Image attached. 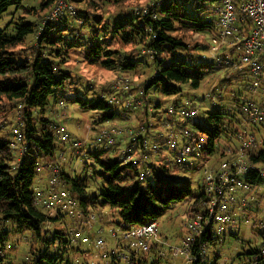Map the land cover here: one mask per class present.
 <instances>
[{"label": "trees", "instance_id": "16d2710c", "mask_svg": "<svg viewBox=\"0 0 264 264\" xmlns=\"http://www.w3.org/2000/svg\"><path fill=\"white\" fill-rule=\"evenodd\" d=\"M71 1L82 20L80 24L70 15L49 19L55 0H42L39 5L25 4L24 0H0V24L6 16L10 17L0 26V102L7 100L12 109L22 112L21 121L13 129L9 124L0 125V221H11L13 231L22 236L20 248L19 244L5 242L9 231L3 229L0 264H76L71 254L80 248H75L74 242L83 243L84 237L90 239L87 233L91 227L86 219L93 210L96 223L105 216L107 207L118 209L121 218L118 224L122 230L158 222L178 204L186 206L185 213L189 217L199 214L205 207L196 205H206L209 199L205 183L199 185L200 193L197 194L191 180L179 178L177 172L192 170L202 159L207 160L215 153H220V162L228 148H235L243 127V107L254 74L247 67L232 66L230 61L238 58L235 48L217 52L219 60L208 58L203 52L211 41L191 43L185 36V33H210L213 38L220 0H152L153 4L139 8H130L132 0ZM107 5L116 6L118 11L106 15L99 13ZM11 6L14 7L12 11ZM241 24L246 31L252 26L246 15ZM127 46L130 48L126 49ZM77 48L84 51L86 61L109 70L126 73L147 64L152 72L141 84L143 93L136 91L131 100L126 99V93L116 94V99L112 100L116 91L108 88L98 94L90 92L89 87L73 89L74 84L80 83L71 73L68 61ZM145 51H153V57ZM217 70L224 71L223 81L236 87L220 88L215 94V103L206 111L204 123L191 119L177 121L175 116H170L157 125L149 124L150 105L156 109V115L161 107L150 98L152 90L173 95L182 91L183 84L198 89L206 76ZM74 90L76 93H71V97L66 96L65 93ZM68 99L83 110L103 111V117L112 121L128 120L131 117L127 114L129 107L143 108L137 112L135 122H125L128 138L124 143L129 151L98 161L103 167L98 192L90 191L87 176L69 172L57 162V150L62 152V145H72V137L69 135L67 142L60 140L59 124L50 113ZM191 106L196 105L191 103ZM166 122L174 126L172 131L180 146L193 148L191 156L196 159L178 163L177 153L167 146L168 141L152 137L164 133L155 127L166 126ZM221 140L227 143L222 146ZM100 142L106 143L107 151L116 153L114 144ZM152 143L153 147L149 148ZM166 148L167 153H159ZM141 152L151 157L148 168L152 170V175H146L143 182L138 169V153ZM80 154L81 151L73 155ZM247 158L264 162V146L251 147ZM45 175L50 178V186L43 191L53 187L66 190L77 206L51 209L36 204L39 191L34 184L38 177ZM54 177L58 179L57 185L51 184ZM245 181L264 184V178L250 173ZM190 202L192 206L188 207ZM53 210L55 215H50ZM78 211L82 218L78 217ZM244 211L253 209L246 207ZM69 219L73 224H67ZM254 223L260 224L257 216ZM230 234L238 238V233ZM223 237L224 234L211 231L196 236L191 243L195 259L189 263L219 264L220 255L211 257L207 252ZM122 239L118 238L117 249L111 253L113 263L116 256L122 255L127 264H165L154 242L144 250L129 241L130 255H125L119 251L123 247ZM263 248L250 245V249L240 252L237 258L242 264H264ZM21 249L26 250L22 257L19 256ZM151 251L153 257H149ZM145 254L149 255L145 257Z\"/></svg>", "mask_w": 264, "mask_h": 264}, {"label": "rangeland", "instance_id": "374dc122", "mask_svg": "<svg viewBox=\"0 0 264 264\" xmlns=\"http://www.w3.org/2000/svg\"><path fill=\"white\" fill-rule=\"evenodd\" d=\"M41 1L42 0H24V3L29 5H39ZM149 4H153V1L132 0L130 8L147 7V5ZM214 7L215 6L213 5V8ZM13 8L14 7L11 6L10 11H12ZM117 11L118 8L116 6L107 5L101 10H99V13L106 15L108 12L114 13ZM9 18V16H6L5 19L1 21L0 26H4ZM185 36L187 41L191 43H207L210 42L211 39L210 33H185ZM129 48V46L126 47V49ZM224 48H228V46L224 45L219 51ZM76 50L77 51L72 53L68 61L71 73L80 83L79 85L74 84L73 89L78 90L79 88L83 90L82 88L89 87V89L91 90L90 92L93 91L94 93L98 94L101 92L102 89L108 88L116 91L114 95L126 93V99L131 100L135 97L136 91L138 92V89L141 90V84L144 82L145 79H147V77L152 72V68H150L147 64L139 66L137 71L126 73L105 69L100 65L92 64L86 61L83 54L84 51L80 48H77ZM203 54L208 58H215V56H213V53L210 52L209 47L206 51L203 52ZM233 77L236 76L233 75ZM223 79L224 71L217 70L214 73L207 75L198 89H195L188 84H183L182 91L179 94L173 95H166L152 90L149 95L150 98H152L153 103H160L161 107L158 109V114L156 115L154 114L156 109L153 108V105H150V107L148 108V112L150 113V116L148 117L149 124L157 125L161 122H164L165 119L169 118L170 114L168 113V109L171 105H186L188 103L195 104L199 108L198 116L191 120L200 121L204 123L206 111L211 109V103H215L212 102L210 98H207L206 95L208 93L216 94L220 91V88H228L229 90H231L236 87L235 85L228 84L226 81H223ZM119 82H124L125 84L130 85V88H128L126 92L121 91L118 93L114 86ZM71 93H76V90H74V92L68 91L65 94L67 97H71ZM226 94V96L229 95V93ZM132 104L134 103H131V105ZM141 107L142 106H138L135 108L129 107L128 109L130 112H128L127 114H129L131 117L128 120L126 119L124 121L118 118L113 121L111 119H105L103 117V111L83 110L73 100L70 99H68L67 102H61L58 107L59 109L54 107L52 109V113L50 114L59 124L58 129L61 128L64 133L70 135L72 137V140H78L82 143V146L79 150H76L72 147H68L66 145H62L63 151L61 152L60 149L57 150V155L59 156L57 162L59 166L69 172L72 170L76 171L77 173L83 176H87L90 183L89 189H94L90 191L98 192L100 184H96L95 180L99 179L100 181H102V176L100 175V172L103 170V167L98 161L100 159L106 161L109 158L115 157L116 155H118V153H126L127 146L124 141L128 137L127 132L125 131L127 127L125 125V122H135V119L138 114L137 112L139 110H143V108ZM21 117L22 112L17 109H12L7 100L0 102V125L2 127L9 124V127L13 129L18 124V122L21 121ZM182 120L183 122L186 121V119ZM167 123L168 122H166V124ZM155 129L159 132L168 133L166 126L160 125L158 127H155ZM109 132L113 133L112 138L114 139V141L111 143L108 142L109 144L107 145L114 144L113 148L115 149L116 153L107 151L108 146H106V143L100 142L99 140V137L102 134ZM156 134L159 135L158 133ZM221 143L223 144L222 146H224L227 142L226 140H221ZM235 144L238 145V142H235ZM152 147L153 143L150 145L149 148ZM80 151L81 154L79 156L76 157L75 155H73L74 153H79ZM167 152L168 149L166 148L162 149L159 153L163 155ZM219 156L220 153H215L207 160L202 159L200 161V164H198L192 170H179L177 172V175L179 178L190 179L192 187L195 191L196 185L203 184V182L201 181H204L205 178L204 164L207 163L209 167L217 169L220 164V162L218 161ZM190 161L191 160L188 157L187 162ZM77 162H79V164H77ZM49 181L50 178L47 175H45L44 177H38L35 181L34 188L38 191H43L48 186H50ZM195 193H200V189L198 192L195 191ZM115 210L111 207H107L105 209V220L96 221L97 224L94 226V228L88 230L87 234L90 237L89 240L83 241V243L79 240L74 242L75 248L79 247L82 251H85V253L80 251V249L72 251L71 257L72 259H74V262L76 264H127L126 258H123L122 255L121 257L116 256L115 262H112L113 258L111 256V253H113V251L117 249L116 245L118 238H121L122 236V228L118 224V222L121 221V218L119 216V212ZM185 210V205L178 204L174 208L169 210L167 214L158 221V234L165 241L170 240L171 242H180L182 241L183 237L188 234V231L182 226V221L189 218V216L185 213ZM92 212H94V210ZM117 215L119 218H114ZM255 219V211L236 212L233 217V220L221 226L223 229L222 234L225 235V238L223 237L219 241H217L216 246L210 247L207 254L211 257L219 254L221 258L219 260V264H242L237 258V255L240 252L244 251L245 249L249 250L250 245L253 247L263 248V238L261 235V230L259 225L254 223ZM71 222L72 221L69 219V221H67V224H73ZM12 226L13 225L11 221H0V234L3 233V229H5V231H9V234H7L9 238L5 242L17 245L22 241V236L18 235L15 231H13ZM113 228L115 233L118 234V236L115 234V236L113 235ZM99 229H101L100 232ZM230 232L238 233V238L231 235ZM98 238H102L104 240V246H101L97 243ZM133 240L134 238L130 240H123V247L119 249V251H122V254L130 255V251L127 246L130 245V242ZM24 244L25 243H23L22 246L25 249ZM19 247L21 248L20 244ZM24 249H21V251L19 250L20 254H18L20 257H22L23 253H26V250ZM107 254L109 255L107 256ZM116 255H118V253H116ZM148 255L149 254H145V257H147ZM153 256L154 253L153 251H151L149 257ZM175 261L176 264H190L189 259L185 255L179 257Z\"/></svg>", "mask_w": 264, "mask_h": 264}, {"label": "built area", "instance_id": "2783aa9c", "mask_svg": "<svg viewBox=\"0 0 264 264\" xmlns=\"http://www.w3.org/2000/svg\"><path fill=\"white\" fill-rule=\"evenodd\" d=\"M216 11L218 20L212 43L209 46L210 52L219 60L216 54L221 47L226 45L229 48H235L238 58L230 61L232 66L234 68L247 67L254 74L250 90L247 93V101H245L243 107L244 123L240 129L237 140L238 145L234 149L231 147L227 149V155L220 161L217 169L209 167L207 163L204 164L205 173H216L211 177L205 174L204 178L209 198L206 205L211 206L205 207L199 214H195L182 222V226L188 231V234L185 235L180 244L169 245L167 241L160 237L158 222L123 229L121 233L123 240L134 238L133 245L138 244L144 250H148L149 244L154 242L161 257L167 256L164 248L169 246L167 247L169 255L174 260L185 255L190 262L193 261L195 257L191 253V243L194 238L209 231L222 233L221 226L233 220L236 212L244 211L246 207H251L256 212V216L260 219L261 234L264 236V184L246 183L245 181V176L249 173L264 178V162L259 163L247 158V152L251 147L256 144L264 146V101L260 100V97L264 96V0H220ZM138 12L140 11L138 10ZM63 15L75 17L77 23H82L81 18L78 17L77 8L71 0H55L48 18L57 20ZM244 15L252 22V26L248 31H246L244 24H241ZM240 33L248 34L242 35ZM145 53L149 54L151 58L154 55L153 51H145ZM138 92L142 94L143 90L138 89ZM206 97L210 98L212 102L216 100L215 94L212 93H208ZM115 99L116 95H113L112 100ZM127 105H129V102ZM168 113L170 116H175L177 121L188 120L198 116L199 108L191 106V103L181 106L173 104L169 107ZM173 127L172 124L167 123L168 133H160L155 137L152 135V137L167 140L169 148L177 153L176 161L178 163L187 162L188 157L191 161L196 159L191 156L193 148L190 145H179L172 131ZM58 133L62 141L67 142L69 140V135L64 133L61 128L58 129ZM129 133L132 134V130ZM112 134L111 132L102 134L99 140H106L111 143L114 141ZM81 146L80 141L72 140V145L68 147L79 150ZM128 151L126 150V152ZM224 165H230V169H225ZM241 168L243 169L242 172L240 171ZM225 172H228L226 182L221 180ZM57 182L56 177L52 178L51 184L57 185ZM209 185L212 186L211 195H209ZM213 199L215 200L214 203ZM36 204L51 209L77 206L66 190L55 187L47 191H39ZM77 215L80 218L83 217L79 211ZM86 220L89 225H93L92 223H95L96 220L95 214L93 212L89 213ZM190 222L191 226H189ZM77 236L81 237V234L77 233ZM189 236L192 238L189 239ZM83 239L84 241L88 240L86 237ZM97 243L104 246L102 238L98 239Z\"/></svg>", "mask_w": 264, "mask_h": 264}, {"label": "clouds", "instance_id": "9594fccd", "mask_svg": "<svg viewBox=\"0 0 264 264\" xmlns=\"http://www.w3.org/2000/svg\"><path fill=\"white\" fill-rule=\"evenodd\" d=\"M115 88H116V90H117V92L119 93V92H121V91H124V92H126L127 90H128V88L130 87V85H127V84H125L124 82H119V83H117L115 86H114ZM114 102H116V101H114ZM188 133H185V135H187ZM138 155H139V158H140V163H139V165H138V169H139V172H140V180L143 182L144 180H145V176L147 175V176H151L152 175V170L151 169H149L148 168V163L151 161V157H149V156H145L144 154H143V152H141V153H138ZM77 164H79V162H77ZM224 168L225 169H230V165H224ZM240 171L242 172L243 171V169L241 168L240 169ZM206 175H210V177L211 176H214V175H216V173H211V174H208V173H205ZM221 180H223V181H227L228 180V172H225V174L221 177ZM201 182H205L206 183V181H201ZM95 183L96 184H101L102 183V181H100L99 179H96L95 180ZM90 190H94V189H90ZM147 190V188L145 189V191ZM195 191H199V185H196L195 186ZM212 194V186L211 185H209V195H211ZM215 202V200L213 199V203ZM192 203L193 202H190L189 203V205H188V207H191L192 206ZM197 207H210L211 205H196ZM115 211H119V210H115ZM50 215H55V211L53 210V211H51L50 212ZM190 215H194L193 213H190ZM114 218H119L118 217V215L116 216V217H114ZM48 227H51L52 225H47ZM189 226H191V222H190V225ZM192 237L191 236H189V239H191ZM134 247H140V245H138V244H135V245H133Z\"/></svg>", "mask_w": 264, "mask_h": 264}, {"label": "crops", "instance_id": "0c3cea01", "mask_svg": "<svg viewBox=\"0 0 264 264\" xmlns=\"http://www.w3.org/2000/svg\"><path fill=\"white\" fill-rule=\"evenodd\" d=\"M210 41H211V43H212V37H211V39H210ZM260 100H264V96H262V97H260ZM105 216L102 218H99L98 219V221H104L105 219ZM97 224V222L94 224V225H90L89 226V228L90 229H93L94 228V226ZM102 230H104V229H102ZM99 231H101V229H99ZM115 234V231H114V228H113V235ZM115 236V235H114ZM168 242V244L169 245H176V244H180L182 241H180V242H174V241H170V240H168L167 241ZM167 247H169V246H166L164 249H165V251L167 252V256L166 257H162V259H163V262L164 263H168V264H176V261L174 260V259H172L171 257H170V255H169V250H168V248Z\"/></svg>", "mask_w": 264, "mask_h": 264}]
</instances>
